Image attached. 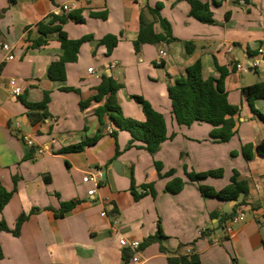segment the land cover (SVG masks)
I'll return each instance as SVG.
<instances>
[{
    "label": "crops",
    "instance_id": "0c3cea01",
    "mask_svg": "<svg viewBox=\"0 0 264 264\" xmlns=\"http://www.w3.org/2000/svg\"><path fill=\"white\" fill-rule=\"evenodd\" d=\"M200 1L213 13L212 24L193 18L187 0H0V43L11 45L15 56L7 61L0 51V185L14 191L0 211V225L7 228L0 233V264H124L125 257L126 264H170L194 255L200 264H264V190L256 189L264 180V156L256 151L264 140V120L243 91L264 83V55L258 67L245 73L236 68H249L264 47V0ZM158 5L162 9L153 14ZM142 13L155 17V33L164 39L137 52ZM40 24L60 28L72 40L87 37L77 61L67 64L65 80L48 76L63 55L59 31L42 37ZM107 36L118 39L111 54L102 43ZM41 39L45 44L33 46ZM190 43L194 48L188 51ZM161 51L167 55L160 64ZM197 62L204 79L220 78L219 68L228 71L225 90L239 113L227 143L211 138L210 124L183 126L172 115L168 88ZM104 76L120 85L116 96L125 118L146 121L135 97L164 115L169 138L156 153L129 148L131 134L108 116L100 123L96 113L107 101L100 91ZM12 79L23 89L18 98L10 94ZM44 94L49 117L34 123L28 106L42 102ZM254 108L264 115V99L255 100ZM24 134L33 146L22 140ZM98 134L100 139L83 150L64 151ZM247 144L254 146L250 159L242 152ZM116 162L122 174L114 169ZM215 170L222 175L198 181L187 175ZM97 171L103 173L97 185L83 183ZM235 173L248 183L247 196L226 201L201 194L200 185L222 190ZM175 178L184 187L171 194L166 187ZM74 200L75 207L60 216L62 205ZM233 212L245 213V220L228 232L221 220ZM159 226L165 238L148 242ZM122 238L139 241V253L121 247Z\"/></svg>",
    "mask_w": 264,
    "mask_h": 264
},
{
    "label": "trees",
    "instance_id": "16d2710c",
    "mask_svg": "<svg viewBox=\"0 0 264 264\" xmlns=\"http://www.w3.org/2000/svg\"><path fill=\"white\" fill-rule=\"evenodd\" d=\"M192 5L191 15L196 20L204 24H212L213 13L200 1V0H187ZM14 3L15 0H9ZM162 9V5H158L152 13H156ZM76 22H81L79 18H74ZM155 17L148 19L145 13L140 16V31L137 40L134 42L136 51L140 50L143 44H154L162 41L164 37L156 34L154 30ZM59 31V42L63 49V55L60 60L50 65L48 69V76L51 80H65L66 79V66L68 63H74L78 59L80 47L87 39L84 37L79 40H72L60 28L51 27L48 24H40V32L42 37L50 31ZM170 37V36H169ZM102 43L107 47L108 54H111L118 44V39L114 36H107L102 40ZM45 44V39H41L33 44V46L40 47ZM194 45L188 44V51L193 50ZM221 72L220 78L204 79L202 75V64L197 62L187 69L185 76L176 80L175 85L168 88V97L172 105V115L179 125L191 126L196 122L207 123L212 126L210 133L211 138L220 143L229 142L235 135L234 116L239 113V108L229 103L227 93L225 90V78L228 71L219 68ZM120 85L110 77L104 76L100 84L101 96H106V103L100 107L96 113L101 124H104V118L109 117L121 130L128 131L131 136V142L128 145L131 147H139L145 149L148 153H156L162 143L168 140L167 126L164 115L155 110L150 103L145 101L142 97H135V99L142 105L143 112L146 116L144 123H138L134 120L125 118L121 107L117 101V91ZM244 94L248 99L253 112L261 119L264 120V115L254 108V101L264 99V83H257L252 86L244 88ZM49 95L44 94L42 102L37 104H30L28 107L32 110L31 118L34 123L43 121L49 117L47 112V105L49 103ZM43 110L41 113L40 111ZM98 134L93 139L87 140L83 143L72 145L64 149L66 152L81 151L85 147L94 144L100 139ZM140 142L141 145L137 146L135 143ZM256 151L259 155L264 156V140L256 146ZM243 155L246 159L252 158L254 155V146L252 144L244 145L242 148ZM156 168L161 171V165L156 163ZM174 170L167 173V176H172ZM188 178L193 181H198L205 177H220L221 170L209 171L204 173H189ZM132 179V189H134V178ZM184 187V181L181 178H175L167 184L166 190L171 194H178ZM147 191V187H142ZM200 192L205 197H214L220 200L237 201L241 196L245 197L249 194V186L246 181L238 179L237 173L231 179L230 185L222 190H216L210 186L200 185ZM14 191H8L5 187L0 185V211L4 209L7 203L12 198ZM136 198H139L136 196ZM78 202L76 200L64 203L62 209L58 212L63 216L67 211L75 207ZM235 213L223 216L222 222H227ZM26 217L23 215L18 219L14 234H19L20 228L25 221ZM6 224L2 222L0 225L1 231L6 230ZM165 238L159 226L158 232L155 236L150 237L148 242L162 241ZM3 258V251L0 243V260ZM125 257L124 264L128 262ZM170 264H200L198 256L190 258L170 259Z\"/></svg>",
    "mask_w": 264,
    "mask_h": 264
},
{
    "label": "built area",
    "instance_id": "2783aa9c",
    "mask_svg": "<svg viewBox=\"0 0 264 264\" xmlns=\"http://www.w3.org/2000/svg\"><path fill=\"white\" fill-rule=\"evenodd\" d=\"M238 2L240 4H245V1L244 0H238ZM65 12H69L71 10V6L69 5H65L63 6L62 8ZM0 51L6 53V60L7 61H12L15 59V56H14V48L9 45V44H2L0 43ZM166 52L165 51H161L159 56V63L161 64V60L164 59L166 57ZM264 55V47L260 48L259 49V58L249 67V68H246L242 65H237V72L238 73H245L247 72L248 70H251L253 67H258L261 63H262V57ZM89 72L90 73H93V68H90L89 69ZM10 94L12 97L14 98H18L22 95V92H23V89L17 85V82L16 80L12 79L10 80ZM19 127V124L18 126ZM22 140L28 144L29 146H33L34 145V141L33 139L28 136V135H22ZM40 153H43L44 150L43 149H40L39 150ZM103 178V173L101 171H97L95 174H88L86 175L84 178H83V183H94V184H98V182L100 180H102ZM256 189L258 191H261V190H264V180L262 181H259L256 183ZM96 189H93L91 191L88 192V195L92 196L94 195ZM102 216H105V213L102 214ZM245 220V213L243 212H240L236 215H234L231 219H229L226 224H225V227L227 229L228 232H231L232 230V227L233 225L237 224V223H240V222H243ZM120 246L123 247V248H128L130 249L132 252L138 254L139 253V250H140V246H141V243L137 240H128L126 238H122L120 240ZM139 260V256H135L134 257V261H138Z\"/></svg>",
    "mask_w": 264,
    "mask_h": 264
},
{
    "label": "water",
    "instance_id": "95a60500",
    "mask_svg": "<svg viewBox=\"0 0 264 264\" xmlns=\"http://www.w3.org/2000/svg\"><path fill=\"white\" fill-rule=\"evenodd\" d=\"M113 167H114V169L116 170V172H117L118 174H122V173L124 172V171H121V172H120V169H119V168L122 169V165H121L120 162H116V163L113 165Z\"/></svg>",
    "mask_w": 264,
    "mask_h": 264
}]
</instances>
